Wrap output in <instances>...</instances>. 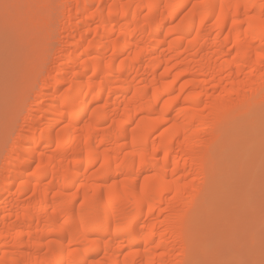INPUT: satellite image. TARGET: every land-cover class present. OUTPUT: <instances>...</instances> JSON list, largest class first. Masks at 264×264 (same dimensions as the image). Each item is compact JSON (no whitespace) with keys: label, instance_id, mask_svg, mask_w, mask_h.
<instances>
[{"label":"bare ground","instance_id":"bare-ground-1","mask_svg":"<svg viewBox=\"0 0 264 264\" xmlns=\"http://www.w3.org/2000/svg\"><path fill=\"white\" fill-rule=\"evenodd\" d=\"M59 1L73 41L10 125L0 264L193 263L225 147L264 115V0Z\"/></svg>","mask_w":264,"mask_h":264},{"label":"rangeland","instance_id":"rangeland-1","mask_svg":"<svg viewBox=\"0 0 264 264\" xmlns=\"http://www.w3.org/2000/svg\"><path fill=\"white\" fill-rule=\"evenodd\" d=\"M61 2L0 0V169L14 138L10 125L20 124L29 108L35 107L30 90L45 76L51 80L68 55L61 49L71 48L73 39L57 33ZM57 50L48 76L42 61ZM250 124L253 131L238 134L246 136L242 147H225L224 162L234 160L237 167L223 177L221 193L208 200L196 226L197 250L191 264H264V115ZM82 253L66 256L75 261ZM103 256L101 252L94 258L105 262Z\"/></svg>","mask_w":264,"mask_h":264}]
</instances>
